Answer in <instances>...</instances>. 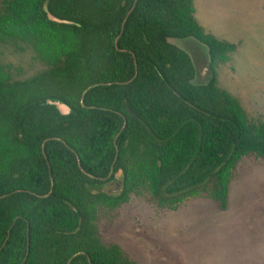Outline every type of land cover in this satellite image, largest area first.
Listing matches in <instances>:
<instances>
[{
  "label": "trees",
  "instance_id": "1",
  "mask_svg": "<svg viewBox=\"0 0 264 264\" xmlns=\"http://www.w3.org/2000/svg\"><path fill=\"white\" fill-rule=\"evenodd\" d=\"M187 38L207 49L204 82L170 41ZM0 41L44 63L15 79L0 61V264H138L103 238L115 209H225L238 162L264 157V123L217 81L236 44L203 29L193 0H0Z\"/></svg>",
  "mask_w": 264,
  "mask_h": 264
},
{
  "label": "rangeland",
  "instance_id": "2",
  "mask_svg": "<svg viewBox=\"0 0 264 264\" xmlns=\"http://www.w3.org/2000/svg\"><path fill=\"white\" fill-rule=\"evenodd\" d=\"M203 29L236 44L229 60L215 68L218 84L236 97L252 122L264 123V0H193ZM190 55L195 82L209 79L206 47L170 39ZM0 61L15 79L44 68L30 47L0 41ZM119 183L103 184L102 191ZM102 234L138 264H264V157H243L229 183L225 209L194 198L175 210L133 197L108 217Z\"/></svg>",
  "mask_w": 264,
  "mask_h": 264
},
{
  "label": "water",
  "instance_id": "3",
  "mask_svg": "<svg viewBox=\"0 0 264 264\" xmlns=\"http://www.w3.org/2000/svg\"><path fill=\"white\" fill-rule=\"evenodd\" d=\"M45 11H46L47 16H48V18L50 20H53V21H56V22H59V23H70V21H68V20L59 19V18L53 16L52 14H50L48 12L47 8H45ZM46 103L50 104V105H54L57 108V110L60 112V114H63V115L68 114L69 111H70V108L66 104H64V103H62V102H60L58 100H50V99H48V100H46Z\"/></svg>",
  "mask_w": 264,
  "mask_h": 264
}]
</instances>
